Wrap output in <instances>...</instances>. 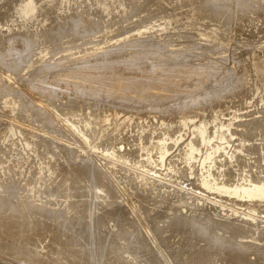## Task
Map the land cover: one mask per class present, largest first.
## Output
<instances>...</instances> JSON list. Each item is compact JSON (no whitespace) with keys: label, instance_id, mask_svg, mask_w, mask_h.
<instances>
[{"label":"bare ground","instance_id":"bare-ground-1","mask_svg":"<svg viewBox=\"0 0 264 264\" xmlns=\"http://www.w3.org/2000/svg\"><path fill=\"white\" fill-rule=\"evenodd\" d=\"M67 1L68 0H0V47L1 46L4 47V45H6L7 48L5 49H10L9 59L8 60L0 59L2 68H7L6 70L7 71L9 70V72L13 70V74H15V76L20 75V74L21 75L22 74H26V75L39 74L40 75L46 72L47 70H51V71L54 70L57 73L55 75L58 77L64 76L68 79H73V80L75 79V80L84 81V82L92 81L94 84L93 86L96 87V89L94 90L95 92L104 91L101 94H98L99 96L97 95V93H94L96 97H95V100L93 97V100L94 102L96 101L98 103V105L97 103L96 105L99 106V104L101 103H102L101 105H103L104 102H107L109 106L111 105L112 109L110 110H112L113 112H122V113L124 112L125 114H129V115L136 116V117L143 118V119H150V120H166V119L180 120L181 121L180 123L185 122L183 120H187L191 118H203L202 119L203 121H200L199 124L193 125L191 127V139L189 140V144H188L191 153L194 150H196V148L193 145V141H192L194 138H196L195 140H200L202 144H207L212 147L211 153L205 154V156L203 157L201 161V164H203L207 160L212 161V155L215 152L222 151L225 154V157L227 160H232L236 158L235 160H237L238 163H243V164L246 163L245 166H248V168H251L252 167L251 165H254L255 163L256 164L262 163L263 167L261 168L263 169L261 171H264V151L263 152L259 151V154L257 153L256 156L249 158V159H252V162L250 163L251 165L247 162L248 160L246 159V155L250 156V154H247L245 151V150H249L250 148H252L253 150H255V151H252V153H255L257 152L258 149H260L259 146H261V148H264V143H263L264 140L255 139L256 136L258 137L264 136V85L259 82L257 75H256L257 73H255L254 70L252 69V63H255L254 65L256 66L255 68L257 72H260V73L262 71L264 72V60L261 59V65H262L261 67H263V69H261V67L257 65V62L255 60L246 59L245 62H247L248 64H244V63L242 64L243 74L241 75V77L243 78V81H242L243 87L241 86L242 85L241 84L240 85L242 87L241 89H236L238 91L235 93H229L230 88H232L230 87V84L232 83L233 77L231 78L228 75L226 71L227 69L222 70L218 66V64L214 62L216 61L215 59L213 60V63L208 64L204 67H200V66L196 67L195 65V67L191 69H187L186 67H184L185 65L180 66L178 68L177 67L174 68L175 66L172 67L168 65V63H171L173 59H175L173 56L174 53L172 54V51H169L168 50L169 48L167 49L165 47L167 45L164 46V44L166 43L164 44L161 43L164 40V39L161 40V38H163L162 36V34H164L163 32H166L168 29L172 30L174 28H169L168 24L165 23L164 21L163 22L159 21L161 16L163 17L167 15L166 12L168 10L166 12L164 11L165 13H160L163 11H160V12L158 11L160 14L158 15L154 14V16L156 17L155 19L154 16L153 17H150V16L153 14V11L155 13L156 12L155 10L156 9L159 10V9L157 8L158 6L156 7L155 5L156 7L155 10L154 9L152 10L151 8L152 5H150L151 4L150 2L152 1H148L150 3L149 4V3H144L141 0H84L85 2L89 3L88 7L92 6V8H94L93 10L97 14H101L102 19L103 17L105 19V24H104V20H98L96 18L97 15H95L94 13L95 16H93V13L90 12L91 11L90 7L89 9L87 8L88 10H90L89 12L92 15L90 13L89 14L92 17H95V21L93 23H95L96 25L94 24L95 28L92 27L93 28L92 29L88 27V23L91 22V18L89 16L88 17L85 16V14L88 12L87 9L84 8L87 11V12L85 11V14H84V11L82 12V10H84L82 9L83 6H85L87 3H85L83 0H75L74 2L72 0V4L74 3V5H72L70 4V1H69V4L71 6L76 7L75 8L76 13H75V10L74 12H72L75 15H72V14L69 15V11L71 10V8L69 11H66L70 7V5L67 4ZM225 1L226 0H205L206 6L210 8L211 13L212 14L214 13V15H218L220 12L219 10L221 9L224 10L225 8H227L228 10V6H226ZM242 2L243 1L240 0L239 2H236L237 3L236 5L234 4L236 6V10H235L236 17L237 15H240L243 13V9H241ZM67 5H69V7ZM65 7L66 8L68 7V8L65 10ZM74 7L72 8L74 9ZM159 8L160 10L162 9V7H159ZM131 11H133L132 14H131ZM66 12L68 13L70 17L69 16L66 17L67 16V14H65ZM249 12L251 13V11ZM249 12L248 14H250ZM127 13L130 15V17H128L129 15ZM222 13L224 16L227 14L229 15V12L227 13L222 12ZM117 14H123L122 15L123 19H124L125 14L128 16L127 18L124 19V21L122 20L123 22L122 21L120 22L118 21L117 23L111 22L112 24H109L106 22L108 19L111 21H115L116 19L113 20L115 17L114 15H117ZM63 16H65L66 18H64ZM142 17L143 19H141ZM165 17L167 19V16ZM139 18H140L139 21H142L144 20V18H146V20L143 21L144 24L142 25L139 24V26H136L137 24H135L134 28L136 30L132 28L135 30V32L130 34L132 32L131 26L135 23L134 21H137L135 19H139ZM132 21L134 23H131ZM238 23L240 24L239 27L241 29L247 31L251 28L250 25H252L250 24L251 17L250 19L246 17L244 19L238 18L237 25ZM127 25H130V29H128L129 26ZM29 28H34L35 30L31 31L30 29L31 31L30 33ZM187 28H189L188 25L187 26L183 25L180 29L186 30ZM237 29L238 27H235V31H237ZM154 30H157V33H154L155 32ZM176 33H179V32H176ZM178 38H179V34H178ZM39 39L43 43L42 48L41 49L38 48L37 51H36L37 49L36 48L35 49L36 52H32L31 50L32 47L34 49V45H36L35 43L40 42L38 41ZM79 40L82 41V42L80 41L81 42L80 44H79ZM132 42H138V48H134L136 49L135 52L134 53L132 52L130 54L125 51L124 47H127L129 43H132ZM88 44H91L92 46L89 45L90 47L87 48ZM262 45L263 44H261V46ZM83 46H86V47H83ZM49 47H53V48L55 47L56 53H57L58 48H59V51L60 49L63 50L62 54L64 53V51L67 52L66 54L63 55L65 57L61 58L62 61H58V63L56 62L57 64H53L55 57L53 58L51 56L53 58L52 65H49L48 63H46L44 52ZM82 47H83V49H81L82 51L78 50L79 48H82ZM75 48L76 49L78 48L77 49L78 51L76 50V52L77 54H79L78 56H80L81 54L80 57H82L83 53L90 50L93 54L95 53L97 55L96 60L93 59V61H83L89 55L88 53L89 51H88L87 52L88 55L87 53L84 54V56L86 55L85 59H83L84 56L83 58H81L82 62H77L79 59L73 62L75 59L74 57H72L73 52L71 53V50H74ZM171 48H174V47H171ZM184 49H183V52L186 53L187 51H184ZM60 53H59V56H61ZM49 54H51V52H49ZM0 56H1V53H0ZM91 56L89 55V57ZM46 57H47V54H46ZM179 57L181 58L183 56L181 55ZM10 59L11 60L13 59L14 61L11 62L9 61ZM38 59H40L41 63L35 67L32 66L34 61ZM69 59L73 60L71 61L73 64L71 63L70 64L71 66L64 65L65 63H70V62H67V60L69 61ZM89 60L91 59L89 58ZM153 60H156V61H153ZM150 61L155 62V63L159 61L162 64H164V69L162 70V72L159 74L155 73L156 72L155 70L159 68L156 66L158 65L157 63L156 65H154L157 67V69H154L155 72L147 68L146 64ZM177 61L175 62L177 63ZM181 61H182L181 63L184 62L185 64V61L183 60ZM48 62L50 63L49 59H48ZM120 64L121 66H119ZM220 65H222V61ZM114 74H120L122 76V79L125 81L124 85L120 86L121 83H118L120 81L117 82L118 78L120 77H118L116 81L114 80ZM26 75H24V77ZM33 78H31V80ZM108 79L110 80L107 81ZM105 82H107L106 86L104 85ZM29 86H30V89L33 88V86L31 85ZM106 87L112 88L114 91L111 89L109 91L107 90ZM0 90H1V87H0ZM7 90L6 91L3 90V92H8L9 90L8 91ZM13 94L11 96H8L5 93L6 96L4 97L2 95L3 97L2 106L4 107L8 106V108L11 110V112H13V114H15L14 112L15 111L17 112L20 109V107H22L21 109H23L24 111L22 110H21L22 112L20 110L18 111V112H21L19 116H21L22 118L23 117L26 118L30 116L31 114L33 115L34 113L38 117L36 119L39 120V124L38 122H36L37 125L42 124L43 128L46 127L48 130L57 134L56 137H59L61 135L66 136L62 132L63 131L62 129L66 130L67 127L65 128L64 125L62 126V124H60L58 119L52 116L48 112V110H46V108L42 106V104H40V102L35 97L30 98L28 96L29 94L27 93L28 95L27 96L24 95V96L29 97L30 99H29V102L26 103L28 99L22 95L25 99H27V101L25 102L24 101L25 99H23L22 97V100L24 101L23 103L22 101H20L19 98L17 99L16 96L18 95L14 94L15 95L14 96ZM17 94L19 93L17 92ZM136 95H138L139 97H136ZM41 97L43 96L38 97L39 100L40 99L44 100V103L54 108L55 110H62L64 108L79 109L82 107L92 108V107L78 106V105L77 106L76 105L67 106L64 103L55 104L54 102L56 101H54V99H50L48 97H45V98H41ZM150 106H153V107L150 109ZM101 107L102 106L94 107V108L98 109ZM243 109H250L251 111L241 116L240 112ZM106 110H109V109H106ZM227 112H232V114L227 115L226 118L224 117L223 119L224 121H221V123H219L218 125H214L213 131L208 132V128H207L208 125L206 123L207 121H204L205 118L215 116V115H222L221 113H227ZM164 114L166 116H164ZM64 120L63 122H65ZM131 121H132V118H131ZM121 123L122 125L125 124L124 122H121ZM127 128H129V126ZM107 130L108 129H106V131ZM77 133H81V132H77ZM91 133L94 134L95 132H91ZM101 133H102V130H101ZM174 133H178V130L177 132L174 131ZM19 134L21 136H19V138L14 139V136H17ZM52 134L50 136H52ZM84 134L86 136V133ZM183 134H185V132ZM70 136L73 138L71 134ZM93 136H96V135H93ZM120 136L122 137V135ZM120 136L118 139H120ZM82 137L84 138V135ZM96 139H98V137ZM118 139L116 140L118 141ZM137 139L135 141L139 142V140ZM47 140L48 139H46V142ZM52 140H57V139H52ZM251 140H254V141L259 140L261 143H258V146H256L255 143L250 142ZM86 141L88 140H85V142ZM121 141H123V139ZM135 141H133L134 143L130 142L131 146H134ZM152 141H155V140H152ZM235 141H237V144L234 143ZM103 142L105 143V141ZM103 142H102V145H103ZM47 143H45L44 139L36 135L29 136L22 130L12 127V126L8 130H5L4 133L0 135V229L7 228L8 230L9 229L15 230L18 233H21L24 231L32 232L36 236H39V238L41 236L42 238L43 237L46 238L44 239V241L49 240L50 245L48 246H51L54 250L51 253L52 256H50L49 254L50 252H49L48 253L49 257H45L44 259L42 258L44 256L39 257L40 256L38 254L39 250H38V253L36 252L37 248L33 250L34 248L33 246H31L32 243L30 245V242L28 245H30L33 249L26 248V247L23 248L21 245V248L12 247L13 249L9 251L10 248L8 247L7 250L9 252L5 254L11 253L12 255L17 257V260H19V262L24 260L23 263H26V264H30V263L32 264H84L81 262L80 255L82 252L86 251L88 252L91 260L99 264H215L213 259L216 256L218 257V260H220L219 263L223 262L222 264H227V263L229 264H264V220L263 219L257 218L256 216H253L251 214L245 213L240 210H239L240 214L243 217L239 222H231L228 219L223 218V217L220 220L215 219L214 212L218 210L213 211L212 209L214 208L211 207L212 208L211 209L208 205L207 206L195 205L194 204L195 201L191 200L194 196L195 198L196 197L200 198L199 199L200 202L206 201V199H204L205 197L203 198V196L195 192L185 190V189L181 191L179 187L178 188L179 190L176 191L175 189V192L178 194L183 193L185 197L184 198L177 197L175 200L176 202L174 201L170 202L171 207L168 208V205L166 204L167 205V208H166L164 203L160 204L159 203L160 201H159L158 202L159 204L157 203L158 206L155 205L156 211L154 210V208L152 211H149L148 210L149 208L148 209L146 208L148 210L147 212L151 213V216H148L149 221L147 220V222H149L148 224L149 227L147 228V231L149 233H145L144 231H141V229L143 228L139 227L136 220L132 218L130 219L128 218L129 217L128 213H131V212H128L129 209L127 210L126 209L127 207L126 208L122 207L119 204V201H116V198H115L116 195L114 196L113 185L115 184H112L111 182H109V179L107 180L106 176L104 175L105 173L104 172L101 173L102 171L96 168V164L95 166H92L91 164L87 162L85 163V161H84V164H82L83 163L82 161H79L81 162L82 166L76 167L75 164H74L75 166H73V164L70 165L69 161H71V158L70 159L68 158L69 163L67 162V160H65L60 165L58 163V158L56 155L57 153L53 152L56 149V148L54 149L55 145L53 146L54 150L53 149L49 150L48 149L49 144ZM93 143H96V142H93ZM116 144H119V143H116ZM138 144L137 145L135 144V146H138ZM152 144H154V142ZM177 144L178 143H176V146ZM57 145H59V143ZM128 145L130 144H127L126 146L128 147ZM59 146H62V145H59ZM115 146L117 147V145ZM147 146H145V142H144V147H147ZM180 147L182 148V145ZM64 148L68 149V147L66 146ZM113 148H110V150H112ZM134 148L135 150L140 148L141 150L139 151L143 150V147L142 148L134 147ZM148 148L150 150V146H148ZM148 148H144V150L145 149L147 150ZM183 148L182 149L179 148L181 152L184 151L185 148L184 149ZM198 148L200 147L198 146ZM170 149L172 150L171 147ZM104 150H105V147H104ZM117 150L118 149L116 148V152ZM180 150H178V152H180ZM204 150L207 151L208 149L206 150L204 147ZM228 150L229 152L226 153V151ZM112 152L114 153V151ZM150 152H152V150H150ZM154 152L155 151H153V153ZM201 152L202 154H204L202 150ZM129 153H127V156ZM149 153H147V155ZM174 153H176V151ZM105 154L107 153L105 152ZM179 154L175 156H178ZM120 155H119L120 158L124 157V156L122 157L121 153ZM155 155L156 154H154V156ZM134 156H133V159L135 160ZM151 156H153V154H150L149 157ZM116 157L118 158V155H116ZM116 157H113V158L115 159ZM142 157L144 156H141L140 158ZM167 157H169V155ZM130 158H131V154H130ZM140 158H139V161H142L140 160ZM169 158H172V157H169ZM169 158L167 160H170ZM101 159H104L103 162L107 163L106 165H108V163L110 162H112L111 164L113 165L114 163L116 164V162L108 160L106 159V157L101 158ZM152 159L154 160L155 158H152ZM175 159L178 160L177 157ZM172 160L174 159H171V162ZM135 163H137V160ZM66 165H67V168L66 167L64 168V166ZM125 165H123L122 168H125L127 166L126 169H128V171L130 172V174L128 175L130 176L129 182H133V180L136 178L135 174H141V172L136 171V169H139V167L141 168L142 166H139V164H136L139 167L135 169V167H137L135 166L134 167L135 170H133L132 169L133 164L131 165V169L129 167L130 166L129 164H128L129 166L128 165L125 166ZM165 166H168V165H165ZM97 167L99 166L97 165ZM148 167L151 169V163H150V166L148 165ZM116 168L118 167H115V169ZM174 168H175V165H174ZM146 172H147V169H146ZM165 174L168 176V172H165ZM167 176H166V179L168 180ZM141 177H142L141 181L144 178L143 179L144 182L148 179L147 175L146 177L145 175L144 176L142 175ZM211 177H212V180H209V178ZM244 177H247V175H244ZM122 178L123 177H121V179ZM149 178H153V177L150 176ZM261 180L262 181H257L256 183H253L251 182L250 179L244 178L243 182L245 183L239 184L237 186H234L232 189H229V188H225L224 185L219 186L217 183H215L214 182L215 179H213V174L210 172V170H206L205 177H202V185L208 189H217V190L226 189L225 191L229 195L233 194V195H237L239 197L246 198V199L264 200V179L262 178ZM126 181H127V178H126ZM153 181L154 180H152V182ZM175 181H177V179ZM181 181H183V179ZM71 183L76 184L77 185L76 188L80 192H82V194H80V197L76 198L75 200L73 199L74 196L70 194L71 192H69V186ZM141 183L142 182H139V185H141ZM170 183L166 182L165 184L163 183L162 184L164 186L168 185L169 187L174 186L175 188V185H172L173 183L171 181ZM87 184H91L89 185V187L91 186L94 190L93 196L94 195L95 196L92 198L96 197V200H97V205L94 204V206H96V208L100 210L101 215H99L100 214L99 210H95L99 212L98 215L97 214L95 215V213L92 215L91 214L86 215L87 214L86 212L88 210L86 209L85 206L90 204L89 203L85 205L89 201L88 199H87L88 200L87 202L85 201V197H86L85 191L87 190L89 191L90 189L89 188L85 190V188H87L88 186ZM53 187L55 191L52 189L53 190L52 192L51 188ZM73 187L75 188L74 185ZM74 190L75 189H73V191ZM91 191L92 190L90 189V193ZM136 195H139V194H136ZM137 197L138 196H136V198ZM144 197L145 196H143V199L145 200ZM92 198L90 199L93 200ZM91 200L89 202L92 203ZM84 201L86 202L85 204H83ZM95 202L96 201H94V203ZM139 202H140V205H137L138 209H142V210L144 209L145 211L146 210L145 206L147 205L145 204L146 202H144L145 206L143 204L142 199L139 200ZM142 205L144 206V208ZM218 206L219 204L217 205V207ZM134 207L135 206L133 207L131 206L132 213L135 210ZM151 207H153V205ZM219 208H220L219 210H221L222 212H225V214L229 211L228 207L226 206H222V207L219 206ZM91 211L93 210L91 209ZM153 211L155 212V214H152ZM245 217L250 218V221H247L246 223H244ZM257 219H259L258 222L261 224V226L257 224L256 222ZM112 224L113 226L111 227ZM143 225L145 226V224ZM148 234L150 235V237L148 236ZM150 238H152L153 241L156 238L157 242L154 244H151ZM171 239L173 240V242ZM37 242H38V239H37ZM26 243H28V241ZM41 243H46V242L42 241ZM48 246H47V250L49 251ZM42 252L40 251V254ZM46 254L44 253V255ZM7 256L9 257V255ZM251 257L252 258L254 257V259H252Z\"/></svg>","mask_w":264,"mask_h":264},{"label":"rangeland","instance_id":"rangeland-1","mask_svg":"<svg viewBox=\"0 0 264 264\" xmlns=\"http://www.w3.org/2000/svg\"><path fill=\"white\" fill-rule=\"evenodd\" d=\"M69 1H70V4H72V0H68L67 1V4H69ZM75 0H73V2H74ZM84 1V0H83ZM142 2H144V3H149L148 1H152V2H150L149 4L150 5H152L151 6V8H152V10L154 9L155 10V8L157 7L159 10H155L156 12L154 13V11H153V14L150 16V17H153L154 16V14L156 15H158V14H160V13H165L167 10V12H166V14L167 15H165V16H167V19H166V17L165 16H161L160 17V20L159 21H164L165 23H167L168 24V27L169 28H174V29H168L166 32H163L164 34H162V36H163V38H161V40L162 39H164L161 43H166V44H164V46L165 45H167V46H165L169 51H172V54L174 53V54H176V55H174L173 54V56H174V58L175 59H173V61L171 62V63H168V65H170V66H172V67H174V68H178V67H180V66H184V67H186L187 69H191V68H193V67H195V65H196V67L197 66H200V67H204V66H206V65H208V64H211V63H213V60L215 59L216 61H214V62H216V64H218V66L222 69V70H226L227 71V73H228V75L232 78V83L230 84V87H232V88H230V92L229 93H235V92H237L238 90H236V89H241L242 87H243V83H242V81H243V78L241 77V75L243 74V67H242V64L244 63V64H248L247 62H245V60L247 59V60H250V59H252V60H255L256 62H257V65L258 66H262L261 65V59L262 60H264V0H241V1H243L242 2V4H241V9H243V13L242 14H240V15H237V17H236V12H235V10H236V2H239L240 0H226L225 1V4H226V6H228V10H227V8H225L224 10L223 9H221V10H219L220 12H219V14L218 15H214V13L212 14L211 13V11H210V8L208 7V6H206V2H205V0H146V1H144V0H141ZM158 1V2H157ZM195 1V2H194ZM232 1V2H231ZM85 2V1H84ZM166 2H168L169 3V5H168V3H166ZM193 2V3H192ZM228 2V3H227ZM234 2V3H233ZM249 2V3H248ZM85 3H87V2H85ZM84 3V4H85ZM153 3V4H152ZM161 3V4H160ZM163 3V4H162ZM202 3V4H201ZM247 3V4H246ZM251 3V4H250ZM69 4V5H70ZM190 4H192V5H190ZM235 4V5H234ZM245 4V5H244ZM64 5H66V4H64ZM69 5H67L68 7H69ZM72 5H74V3L72 4ZM87 5V6H86ZM85 6H83V8L82 9H84V8H88L89 9V7H90V10H88L87 9V11H86V9H84V10H82V12L84 11V14H85V11L87 12L86 14H85V16H89L90 18H91V22L90 23H88V27L89 28H95V26H94V24L95 23H93L94 21H95V17H92L91 15V13H93V16H95V15H97V19L98 20H104V24H105V19H104V17H103V19L101 18L102 17V15L101 14H97L93 9L94 8H92V6H89L88 7V5H89V3H87ZM154 5V6H153ZM155 5H156V7H155ZM163 5H165V6H163ZM167 5H168V7H167ZM183 5V6H182ZM186 5V6H185ZM233 6V7H232ZM242 6H243V8H242ZM248 6H250V7H248ZM253 6V7H252ZM67 7V8H68ZM72 7H74V6H71L70 5V7L68 8V10H66L67 8L65 7V10L66 11H69L70 10V8H71V10L69 11V15L70 14H72V15H75L74 13H72V12H74V10H75V8L76 7H74V9L72 8ZM159 7H162V9L160 10V8ZM165 7V8H164ZM168 9H167V8ZM204 7V8H203ZM257 7V8H256ZM259 7H260V9H259ZM234 8V9H233ZM256 8V9H255ZM170 9V10H169ZM245 9V10H244ZM173 10V11H172ZM223 10V11H222ZM230 10V11H229ZM254 10H256V11H254ZM260 10V11H259ZM91 13H90V12ZM94 11V12H93ZM160 11H163V12H159ZM165 11V12H164ZM183 11V12H182ZM190 11V12H189ZM249 11H251V13L249 12ZM253 11V12H252ZM257 11H258V13H257ZM222 12H229V15L227 14V15H223V13ZM248 12L250 13V14H248ZM75 13H76V10H75ZM91 15H90V14ZM94 13H95V15H94ZM133 13V11H131V14ZM182 13V14H181ZM217 13V12H216ZM65 14H67V16L66 17H68L69 15H68V13L66 12ZM89 14V15H88ZM128 14V13H127ZM252 14V15H251ZM64 15V14H63ZM71 15V16H72ZM122 15L123 14H117V15H114L115 17H114V19L113 20H115V21H111V20H107L106 22L107 23H109V24H112L111 22H113V23H117L118 21L120 22V21H124V19L125 18H127V16L129 15H124V19L122 18ZM200 15V16H199ZM233 15V16H232ZM248 15V16H247ZM250 15V16H249ZM119 18H118V17ZM230 16V17H229ZM64 18H66L65 16H63ZM70 17V16H69ZM121 17V18H120ZM128 17H130V15L128 16ZM229 17V18H228ZM248 18V19H250V17H251V23L250 24H252V25H250V29L249 30H243V29H241L239 26H240V24L238 23V25H237V19L239 18V19H244V18ZM93 18V19H92ZM101 18V19H100ZM118 18V19H117ZM154 18L156 19V17L154 16ZM215 18V19H214ZM232 18V19H231ZM237 18V19H236ZM141 19H143V17L141 18ZM164 19V20H163ZM135 20H137V21H132L131 23H134L132 26H131V29L132 28H134V25L135 24H137L136 26H139V24H144V20H146V18H144V20H142V21H139L140 20V18L139 19H135ZM211 20V21H210ZM227 20V21H226ZM109 21V22H108ZM122 21V22H123ZM186 21V22H185ZM190 21V22H189ZM121 22V23H122ZM137 22V23H136ZM140 22V23H139ZM188 22V23H187ZM219 22V23H218ZM179 23V24H178ZM184 23V24H183ZM93 25V26H92ZM96 25V24H95ZM181 25V26H180ZM183 25H188V27L189 28H187L186 30H184V29H180ZM219 25V26H218ZM32 26H34V25H32ZM91 26V27H90ZM127 26H129V28L128 29H130V25H127ZM180 27V28H179ZM235 27H238V29H237V31H235ZM92 28V29H93ZM137 28V27H136ZM30 29H31V31H34L35 29L34 28H29V32L31 33V31H30ZM135 29V28H134ZM134 29H132V32L130 33V34H132V33H134L135 32V30ZM127 30V29H126ZM155 31V32H154ZM153 32L154 33H157V30H154ZM186 31V32H185ZM188 31V32H187ZM168 32V33H167ZM176 32H179V33H176ZM175 34V35H174ZM178 34H179V38H178ZM173 35V36H172ZM177 35V36H176ZM184 35V36H183ZM181 36H182V38H181ZM186 36V37H185ZM38 41H40L39 43L38 42H36L35 44L37 45H34V49H33V47H32V52H36L37 50H38V48L39 49H41L42 48V45H43V43H42V41L39 39ZM81 40H79V44L82 42H80ZM165 41V42H164ZM262 41V42H261ZM128 42V41H127ZM130 42H131V40H130ZM137 45H136V44ZM169 43V44H168ZM38 44H39V46H38ZM261 44H263L262 46H261ZM89 45H91V44H88L87 45V48H89L90 46ZM173 45V46H172ZM36 46V47H35ZM92 46V45H91ZM136 46V47H135ZM182 46V47H181ZM83 47H86V46H83ZM83 47L82 48H77L78 50H81V49H83ZM171 47H174V48H171ZM176 47V48H175ZM5 48H7V46L6 45H4V47L3 46H1L0 47V53H1V56H0V59H3V60H8L9 59V52H10V49H5ZM37 48V49H36ZM51 48V49H50ZM134 48H138V42H132V43H129V45L127 46V47H124V49H125V51L127 52V53H134L135 52V50L136 49H134ZM171 48V49H170ZM182 49V50H180V49ZM184 48H186V49H184ZM35 49H36V51H35ZM55 49V50H54ZM76 48L74 49V50H71V53L73 52V56L72 57H74V61L73 60H70L69 59V61L67 60V62H70V63H65L64 65H69V66H71L70 64L72 63L71 61H73V62H75L77 59H79L77 62H82V59L81 58H83V56H84V54H86L88 51V53H89V55L91 56V54H92V56L91 57H89V55H88V53H87V58L85 59V57H86V55L84 56V58L83 59H85V60H83V61H93V59L94 60H96V58H97V55L95 54V56H94V54L90 51V50H88L87 52H85V53H83V52H81V53H83L82 54V57H80L81 56V54H80V56H78L79 54H77V52H76V50H77ZM85 49V48H84ZM128 49V50H127ZM177 51H176V50ZM179 49V50H178ZM183 49H184V51H187L186 53H184L183 52ZM53 52H52V51ZM77 50V51H78ZM174 50V51H173ZM51 52V54H49V52ZM74 51H75V53H74ZM82 51V50H81ZM178 51H180V52H178ZM48 52V53H47ZM56 48L54 47H49L45 52H44V54H45V59H46V63H48L49 65H52V60H53V58H54V62H53V64H57L58 63V61H62V59L61 58H63V57H65V56H63L64 54H66L67 52H65L64 51V53L62 54V52H63V50H61L60 49V51H59V48L57 49V56L59 57V59H58V57L56 56ZM61 52V53H60ZM177 52H178V54H177ZM59 53L61 54V56H59ZM91 53V54H90ZM101 53V52H100ZM103 53V52H102ZM46 54H47V57H46ZM74 54H75V56H74ZM184 54V55H183ZM183 56V57H181V58H183V59H181L179 56ZM187 55V56H186ZM49 56V57H48ZM53 58H52V57ZM184 56H186V57H184ZM71 57V58H72ZM78 57V58H77ZM80 57V58H79ZM188 57V58H187ZM202 57V58H201ZM211 57V58H210ZM220 57V58H219ZM89 58L91 59V60H89ZM180 58V59H179ZM48 59H49V61H50V63L48 62ZM198 59H200V60H198ZM206 59V60H205ZM81 60V61H80ZM177 61V63L175 62V61ZM181 60H183V61H185V64H184V62L183 63H181L182 61ZM208 60V61H207ZM9 61H14L13 59L11 60H9ZM64 61V60H63ZM66 61V60H65ZM153 61H156V60H153ZM212 61V62H211ZM217 61H218V63H217ZM219 61H220V63H219ZM221 61H222V65H220L221 64ZM57 62V63H56ZM76 62V63H77ZM152 61H150V62H148L147 64H146V67L147 68H149V69H151V71H153V72H155L156 74H159V73H161L162 72V70L164 69V64H162L161 62H156L158 65H156V63L155 62H152L153 63V65H152V63H151ZM189 62V63H188ZM41 63V61H40V59H38V60H36V61H34V63L32 64V66H37V65H39ZM176 65H175V64ZM180 63V64H179ZM188 63V64H187ZM198 63V64H197ZM203 63V64H202ZM206 63V64H205ZM259 63V64H258ZM73 64V63H72ZM159 64H161V65H159ZM183 64V65H182ZM192 64V65H191ZM215 64V63H214ZM255 63H252V69L254 70V72L255 73H257L256 75H257V78H258V80H259V82L260 83H262L263 85H264V72L262 71L261 73L260 72H257V70H256V66L254 65ZM154 65H156L157 67H159L158 69H157V67L156 66H154ZM179 65V66H178ZM119 66H121V64L119 65ZM162 66H163V68H162ZM156 67V68H155ZM7 68H2V66H1V62H0V87H1V90L0 91H2V92H0V127H2V128H0V135L2 134V133H4V131L5 130H8L11 126L12 127H15V128H18V129H20V130H22L23 132H25L26 134H28L29 136L30 135H36V136H38V137H40V138H42V139H44L45 140V143H47V142H49V140H50V142L49 143H47V144H49L48 146V149L50 150H52L53 149V146H54V151L53 152H55V153H57L56 155H57V158H58V163L61 165L65 160H67V162L69 161V159L71 158V161H69L70 162V165H72L73 164V166H75L76 165V167H80V166H82V164H84V161H85V163L87 162V163H89V164H91L92 166H95V164H96V168H98V170H101L100 172L101 173H105L104 175L106 176V178H107V180L109 179V182H111L112 184H115V185H113V192H114V196L116 195V201H119V204L122 206V207H124V208H126L127 210H128V212H131V213H128L129 215V219L130 218H132V219H134V220H136V222H137V224L139 225V227H141V228H143V229H141V231H144L145 233H149L148 231H147V228L149 227V222H147V220L149 221V219H148V216H151V213L150 212H147L148 210L149 211H152L153 210V208H154V210L156 209V206L155 205H157L158 206V204L160 203H164V205H165V207L167 208V205H168V208L169 207H171L170 205H171V203L170 202H172V201H174V202H176L175 200H176V198L177 197H185L184 196V194L183 193H176L175 192V189H176V191L177 190H179V189H181V191L182 190H189V191H191V192H193L192 190H190L189 188H187L186 189V187H183L182 185H180L181 184V182H183V181H181L178 177H177V175H174V174H172V172H173V170L174 169H176L177 167L178 168H181L182 167V163H181V160H177V159H175L176 157L177 158H179V157H182V155H184V151L186 150V149H184L185 148V144L187 143V141L189 140V135H190V133H189V131L191 132V127L193 126V125H197V124H199V122L200 121H203L202 119L203 118H191V119H187V120H183V121H185V122H183V123H180L181 121L180 120H171V119H166V120H150V119H143V118H139V117H136V116H132V115H129V114H125L124 112L122 113V112H113L112 110H110V109H112V107H111V105L109 106V104L107 103V102H104V104L103 105H101V104H99V106H97L98 105V103L95 101L94 102V100H95V95H94V93H97V95L98 94H101L102 92H104V91H100V92H95L94 90L96 89V87H94L93 85V82L92 81H86V82H84V81H79V80H73V79H68V78H66V77H64V76H62V77H58V76H56L55 74H57L56 73V71H54V70H47L46 72H44V73H42V74H29V75H26V74H20V75H16L15 76V74H13V70L12 71H10L9 72V70L7 71L6 70ZM154 69H157V70H155L154 71ZM161 69V70H160ZM261 69H263V67H261ZM11 70V69H10ZM11 73V74H10ZM45 74V75H44ZM24 75H26L25 77H24ZM38 75V76H37ZM116 75V76H115ZM235 75V76H234ZM28 76V77H27ZM35 76V77H34ZM65 76H67V75H65ZM237 76V77H236ZM15 77V78H14ZM16 77H18V78H16ZM34 77V78H33ZM37 77V78H36ZM118 77H120V78H118ZM31 78H33L34 79V81H33V79L31 80ZM36 78V79H35ZM117 78H118V80H117ZM236 78V79H235ZM238 78V79H237ZM242 78V79H241ZM239 79H241V80H239ZM27 80H29V81H27ZM110 79H108L107 81H109ZM114 80L116 81L117 80V82L118 81H120V82H118V83H121L120 84V86L121 85H124V83H125V81L122 79V76L120 75V74H114ZM235 80V81H234ZM29 82V83H28ZM32 83V84H31ZM239 83V84H238ZM4 85V87H3V85ZM106 84H107V82H105L104 83V85L106 86ZM242 84V85H241ZM29 85H31V86H33V88L32 89H30V86ZM242 87H241V86ZM29 86V87H28ZM119 86V87H120ZM235 87V88H234ZM237 87H239V88H237ZM10 88V89H9ZM107 88V90H109L110 91V89L111 90H113L112 88H109V87H106ZM122 88V87H121ZM8 91V92H3V90L4 91H6V90ZM11 90V91H10ZM14 90V91H13ZM100 90V89H99ZM235 90V91H234ZM27 91V92H26ZM114 91V90H113ZM232 91V92H231ZM11 92V93H10ZM13 92H14V94L15 95H18V96H16L17 97V99L19 98L20 99V101H22L23 103H24V101L26 102L27 101V99H28V101L26 102V103H28L29 102V99L31 98V97H35L39 102H40V104H42V106H44L45 108H46V110H48V112L52 115V116H54L56 119H58V121L60 122V124H62V126L64 125V127L66 128V130L65 129H62L63 131V133L66 135V136H63V135H61V136H59V137H56L57 136V134H55L54 132H52V131H50V130H48L46 127H44L43 128V125L42 124H40V125H37V123L36 122H38V124H39V120L38 119H36V118H38L34 113H33V115L31 116H28V117H26V118H22L21 116H19L20 115V113L22 112V111H24L23 109H21L22 107H20V111L21 112H14L15 114H13V112H11V110L8 108V106H2L3 105V100H2V98L4 97V96H6V95H8V96H11L12 94H13ZM17 92L19 93V94H17ZM3 93V94H2ZM5 93H6V95H5ZM23 93V94H22ZM29 95H28V94ZM10 94V95H9ZM13 94V95H14ZM2 95H3V97H2ZM14 95V96H15ZM25 95V96H29V97H25V98H27V99H25L23 96ZM31 95V96H30ZM40 96H43V97H41V98H45V97H48V98H50V99H54V101H56V102H54L55 104H58V103H64L65 105H67V106H86V107H92V108H85V107H82V108H79V109H70V108H64V109H62V110H55L54 108H52V107H50V106H48L46 103H44V100H42V99H40L39 100V98L38 97H40ZM99 96V95H98ZM15 97V98H16ZM22 97H23V99H25L24 101L22 100ZM93 97H94V100H93ZM136 97H139L138 95H136ZM93 101V102H92ZM21 102V103H22ZM93 103V104H92ZM96 103H97V105H96ZM105 103H107V104H105ZM43 104H45V105H43ZM71 104V105H70ZM26 106H28V105H26ZM100 106H102L101 108H103V109H101V108H98V109H95L94 107H100ZM4 107V108H3ZM104 107H106V108H104ZM153 106H150V109L152 108ZM106 109H109V110H106ZM9 110V111H8ZM251 110L250 109H243L240 113V115L242 116L243 114H246L247 112H250ZM12 113V114H11ZM18 113V114H17ZM93 113V114H92ZM222 115H215V116H211V117H208V118H205V120L204 121H207L206 123H207V128H208V132L210 131H213V127H214V125H218L219 123H221V121H224L223 119H224V117L226 118L227 117V115H230V114H232V112H227V113H221ZM18 116H19V118H18ZM35 116V117H34ZM59 116V117H58ZM113 116V117H112ZM123 116V117H122ZM164 116H166L165 114H164ZM31 117V118H30ZM34 117V118H33ZM111 117H112V119H111ZM121 117V118H120ZM126 117V118H125ZM128 117V118H127ZM16 118V119H15ZM28 118V119H27ZM62 118H63V120L65 121V122H63V120H62ZM131 118H132V121H131ZM23 119V120H22ZM31 119V120H30ZM208 119V120H207ZM213 119H215V120H213ZM22 120V121H21ZM33 120V121H32ZM37 120V121H36ZM136 120V121H135ZM210 120V121H209ZM213 120V121H212ZM134 121V122H133ZM10 122V123H9ZM67 122V123H66ZM121 122H124L123 124L124 125H122V123ZM145 122V123H144ZM161 122V123H160ZM179 122V123H178ZM100 123V124H99ZM104 125H103V124ZM114 123V124H113ZM121 125H120V124ZM148 123V124H147ZM191 123V124H190ZM19 124V125H18ZM105 124H107V125H105ZM119 124V125H118ZM154 124V125H153ZM158 124V125H157ZM167 124H169V125H167ZM184 124V125H183ZM186 124V125H185ZM11 125V126H10ZM29 125V126H28ZM70 125V126H69ZM91 125V126H90ZM95 125V126H94ZM99 125H101V126H99ZM111 125V126H110ZM20 126V127H19ZM22 126V127H21ZM126 126V127H125ZM129 126V128H127ZM8 127V128H7ZM42 127V128H41ZM84 127V128H83ZM102 127V128H101ZM141 127V128H140ZM29 128V129H28ZM108 129L107 131H106V129ZM136 128V129H135ZM140 128V129H139ZM143 128V129H142ZM146 130H145V129ZM149 128V129H148ZM40 129V130H39ZM43 129V130H42ZM67 129H68V131H67ZM71 129V130H70ZM75 129V130H74ZM116 129V130H115ZM154 129H155V131H154ZM160 130V131H158V130ZM75 131V132H73V131ZM84 130H85V132H84ZM87 130H89V131H87ZM101 130H102V133H101ZM119 130V131H118ZM133 130V131H132ZM177 130H178V133H174V131H176L177 132ZM180 130V131H179ZM45 131V132H44ZM87 131V132H86ZM104 131V132H103ZM113 131V132H112ZM163 131V132H162ZM185 132V134H187L188 135V137H187V135H185V134H183L184 132ZM188 131V132H187ZM49 132H51V133H49ZM77 132H81V133H77ZM82 132H84V133H86V136H85V134L84 133H82ZM89 132V133H88ZM91 132H95L94 134L93 133H91ZM114 132H115V134H114ZM167 134H166V133ZM171 132H172V134H171ZM45 133V134H44ZM49 135H47V134ZM52 133H54V134H52ZM73 136V138L70 136V134ZM96 133H98V134H96ZM102 135H101V134ZM105 133V134H104ZM111 133V134H110ZM113 133V134H112ZM118 133V134H117ZM159 133V134H158ZM163 133V134H162ZM174 133V134H173ZM182 133V134H181ZM52 134V136H50ZM79 134V135H78ZM84 135V138L82 137L83 135ZM88 134H89V136H88ZM100 134V135H99ZM104 134V135H103ZM176 134V135H175ZM69 135V136H68ZM82 135V136H81ZM90 135H92V136H90ZM93 135H96L97 137H98V139H96L97 137L96 136H93ZM107 135V136H106ZM110 135H112V136H109ZM115 135V136H114ZM120 135H122V137L120 136V139H118L119 138V136ZM164 135H166L167 136V138H170V140L168 141V145H169V150H170V152H172V153H167L166 154V156L165 157H167L168 155H169V157H172V158H169V157H167V158H164V162H163V165H160V163L159 162H157L158 161V155H159V153H158V150H156L157 148H156V146H154L155 145V142H156V140H157V138L159 137V136H161V137H163ZM185 135V136H184ZM19 136H21L20 134L19 135H17V136H14V139H16V138H19ZM82 138H81V137ZM105 136V137H104ZM180 136H181V138H180ZM184 136V137H183ZM48 137V138H47ZM53 137V138H52ZM54 137H56V138H54ZM87 137V138H86ZM95 137V138H94ZM105 139H104V138ZM109 137V138H108ZM128 137V138H127ZM130 137V138H129ZM257 137V138H256ZM255 137V139H263L264 140V136H262V137H258V136H256ZM23 138V137H22ZM86 138V139H85ZM90 138V139H89ZM91 138H93V139H91ZM100 138V139H99ZM107 138V139H106ZM126 138V139H125ZM133 138H134V140H133ZM137 138H139V139H137ZM140 138H141V140H140ZM240 138V137H239ZM46 139H48L47 140V142H46ZM52 139H57V140H52ZM80 139V140H79ZM95 139V140H94ZM103 139V140H102ZM110 139V140H109ZM116 139H118V141L116 140ZM123 139V141H121ZM128 139V140H127ZM139 140V142L138 141H135V140ZM180 139V140H179ZM185 139V140H184ZM62 140V141H61ZM82 140V141H81ZM85 140H88V141H86L85 142ZM90 140V141H89ZM102 140V141H101ZM107 140H108V142H107ZM113 140V141H112ZM129 141V142H127V141ZM152 140H155V141H152ZM52 141H53V143H52ZM59 141V142H58ZM76 141H77V143H76ZM84 141V142H83ZM103 141H105V143L103 142ZM111 141V142H110ZM116 143H119V144H116ZM133 141H135V144L137 145L138 143H140V144H138V146H135V144H134V146H131V143L130 142H132V143H134ZM174 141L175 142H177L178 144H177V146H176V144L174 145V144H172V143H174ZM197 140H195L194 139V142L196 143V145H198L200 148V152H201V150L203 151V153H205L206 151L204 150V147H205V149L207 150V149H209V147L208 146H205V145H202L201 143H199V142H196ZM59 143V145H62V146H59V145H57L58 143ZM89 142V143H88ZM91 142V143H90ZM93 142H96V143H93ZM98 142H99V144H98ZM102 142H103V145H102ZM126 142L127 144H130V145H128V147L124 144V143ZM137 142V143H136ZM143 142V143H142ZM144 142H145V146H147L148 144V146H150V150H152V152H150V150H149V148H148V146L147 147H144ZM154 142V144H152V143ZM193 142V143H194ZM250 142H253V143H255V145L256 146H258V143H261L259 140H257V141H254V140H251ZM55 143V144H54ZM100 143H101V145H100ZM110 144V146H112V147H110L109 146V144ZM112 143V144H111ZM115 143V144H114ZM121 143H122V145H121ZM147 143V144H146ZM151 143V144H150ZM170 143V144H169ZM194 143V144H195ZM235 144H237V141H235L234 142ZM233 143V144H234ZM263 143H264V141H263ZM51 144H53V145H51ZM89 144V145H88ZM98 144V145H97ZM174 145V146H172V145ZM234 144V145H235ZM64 145V146H63ZM105 145V146H104ZM115 145H117V147L115 146ZM133 145V144H132ZM140 145H142V146H140ZM152 145H153V147H152ZM167 145V146H168ZM182 145V148H183V146H184V151L183 152H181V150L180 149H182L180 146ZM57 146V147H56ZM68 147V149L67 148H64V147ZM89 146H90V148H89ZM100 146V147H99ZM107 146V147H106ZM109 146V147H108ZM178 146H179V148H178ZM61 147H63V148H61ZM70 147V148H69ZM99 147V148H98ZM103 147V148H102ZM104 147H105V150H104ZM115 149H114V148ZM124 147V148H123ZM134 147H143V150L142 151H139V150H141L140 148L139 149H137L138 151H139V153H138V151L137 150H135V148L133 149ZM170 147L172 148V150L170 149ZM61 148V149H60ZM72 148V149H71ZM109 148V149H108ZM110 148H113L112 150H110ZM116 148L118 149L117 150V152H116ZM144 148H148L147 150H146V152L147 153H149L148 155H147V153L145 152V150H144ZM156 148V149H155ZM176 148H177V150H176ZM259 148L260 149H258L257 150V152H255V153H252V151H255V150H253L252 148H250L249 150H245L246 151V153L247 154H250V156H248V155H246V159L248 160L247 162L248 163H251L252 162V159H249L250 157H254V156H256L257 155V153L259 154V151H261V152H263L264 151V148H261V146H259ZM60 151H59V150ZM107 149V150H106ZM71 150H73V151H71ZM102 150H104V151H102ZM122 150V151H121ZM132 150H134V151H132ZM176 151V153H174L175 151ZM178 150H180V152H178ZM62 151V152H61ZM108 151V152H107ZM112 151H114V153L112 152ZM125 151H127V152H125ZM145 152V154H144V152ZM153 151H155L154 153H153ZM66 152V153H65ZM73 152V153H72ZM77 152V153H76ZM105 152L108 154H105ZM112 152V153H111ZM123 152H125V153H123ZM130 152V153H129ZM142 152V153H141ZM229 152V150L228 151H226V153H228ZM59 153V154H58ZM68 153V154H67ZM116 153V154H115ZM120 153L122 154V157L123 158H120ZM127 153H129L128 154V156H127ZM141 153V154H140ZM179 153H181V154H179ZM61 154V155H60ZM65 154V155H64ZM70 154V155H69ZM73 154H74V156H73ZM78 154V155H77ZM115 156H114V155ZM130 154H131V158H130ZM134 154H135V156L138 158H136L135 156H134ZM150 154H153V156H154V154H156L154 157L153 156H151L150 158L152 159V158H155L153 161L155 162V163H151L152 165H151V169H154V170H156L157 169V171L158 172H161L162 174H161V176L160 175H158V174H155V173H153V171H151L150 170V168L148 167V168H145V167H143V165L145 166V165H149L150 166V163L149 164H147L146 163V159H147V156L149 157L150 156ZM174 154V155H173ZM177 154H179L178 156H175V155H177ZM64 155V156H63ZM87 157H86V156ZM116 155H118V158L116 157ZM120 155V156H119ZM173 155V156H172ZM200 155H202V152H201V154ZM62 156V157H61ZM84 156V157H83ZM99 156H101V157H99ZM126 156V157H125ZM133 156H134V158H135V160L133 159ZM141 156H144V157H142V158H140ZM64 157V158H63ZM82 157V158H81ZM106 157V159H108V160H111V161H114V162H116V164L114 163V165L113 164H111L112 162H110V163H108V165H109V167H108V165H106L107 163H104L103 161H104V159H101V158H105ZM113 157H116L115 159L113 158ZM157 157V158H156ZM175 157V158H174ZM69 158V159H68ZM87 158H89V159H87ZM111 158V159H110ZM120 158V159H119ZM129 160H128V159ZM139 158H140V160H142V161H139ZM170 159V160H167V159ZM75 159V160H74ZM83 159H85V160H83ZM86 159H87V161H86ZM100 159H101V161H100ZM124 159V160H123ZM132 159V160H131ZM144 159V160H143ZM171 159H174V160H172V162H171ZM72 160H74V161H72ZM123 161V162H121V161ZM126 160V161H125ZM128 160V161H127ZM131 160V161H130ZM134 160V161H133ZM136 160H137V163H135L136 162ZM177 160V161H176ZM79 161H82L83 163L81 164V162H79ZM178 161H180V162H178ZM68 162V163H69ZM72 162V163H71ZM78 162V163H77ZM99 164H98V163ZM117 162H119V163H117ZM128 162V163H127ZM131 162H132V164H133V166H132V169L133 170H135L136 168H138L139 166H142L141 168L139 167V169H136V171H139V172H141V174H135V176H136V178L133 180V182H129V179H130V176H128L129 174H130V172L128 171V169H126L127 168V166L126 165H128L129 167H130V169H131ZM166 162V163H165ZM104 163V164H103ZM121 163H123V164H121ZM126 165H125V164ZM75 164V165H74ZM78 164V165H77ZM80 164V165H79ZM101 164H102V166H101ZM118 164V165H117ZM135 164V165H134ZM136 164H139V166L138 165H136ZM142 164V165H141ZM243 163H237V165L238 166H240L241 167V165H242ZM259 164V163H258ZM258 164H254L253 166H258ZM97 165L100 167H97ZM120 165V166H119ZM123 165H125L126 167L125 168H122L123 167ZM156 165H157V167H156ZM158 165H160V166H158ZM165 165H168V166H165ZM170 165V166H169ZM174 165H175V168H174ZM135 166H137V167H135ZM153 166H155V167H153ZM165 166V167H164ZM180 166V167H179ZM67 168V165L66 166H64V168ZM115 167H118V168H116L115 169ZM121 169H120V168ZM128 167V168H129ZM134 167H135V169H134ZM170 169L171 167H173V168H171L170 170L168 169V168ZM113 168V169H112ZM143 168V169H142ZM145 168V169H144ZM158 168H160V169H158ZM239 168V167H238ZM125 169V170H124ZM146 169H147V172H146ZM150 171H149V170ZM164 169V170H163ZM168 169V170H167ZM173 169V170H172ZM112 170V171H111ZM162 170H163V172H162ZM166 170V171H165ZM168 172V176L165 174V172ZM172 171V172H171ZM115 172H117V173H115ZM118 172H120V173H118ZM125 172V173H124ZM170 172V173H169ZM127 173V174H126ZM109 176H108V175ZM117 174V175H116ZM171 174V175H170ZM127 175V176H126ZM144 176L145 175V177H146V175H147V180L144 182V178L142 179V181H141V176ZM164 175H166L167 176V178H168V180L166 179V176H164ZM108 176V177H107ZM126 176V177H125ZM150 176H152L153 178H149ZM173 176V177H172ZM111 177V178H110ZM121 177H123L122 179H121ZM164 177H165V179H164ZM176 177V178H175ZM126 178H127V181H126ZM139 180H138V179ZM171 178V179H170ZM172 178H174V179H172ZM125 179V180H124ZM160 179V180H159ZM177 179V181H175ZM179 179V180H178ZM138 180V181H137ZM152 180H154L153 182H152ZM149 181V182H148ZM160 181V182H159ZM164 181H165V183L167 182V183H170V181L173 183L172 185H175V188H174V186H168V185H163V184H165L164 183ZM138 182V183H137ZM139 182H142L141 183V185H139ZM175 182V183H174ZM179 182V183H178ZM133 185V187H132V185ZM134 183H136V184H134ZM152 183V184H151ZM159 183V184H158ZM161 183V184H160ZM163 183V184H162ZM130 184V185H129ZM148 184V185H147ZM151 184V185H150ZM154 184V185H153ZM171 184V183H170ZM73 185L75 186V188L73 187ZM82 185H83V183H82ZM88 186H87V188H85V190L86 189H91L92 191H91V193H90V189H89V191L87 190V191H85V195H86V197H85V201L87 202L88 200L90 201L91 199L90 198H92V197H94L93 196V188L90 186L89 187V185H91V184H87ZM162 185V186H161ZM72 186V187H71ZM76 184H70V186H69V192H71L70 194L71 195H73L74 196V200L76 199V198H78V197H80V194H82V192H80L77 188H76ZM120 186H121V188H120ZM131 186V187H130ZM148 186V187H147ZM153 186V187H152ZM158 186V187H157ZM168 186V187H167ZM156 187H157V189H156ZM161 187V188H160ZM167 187V188H166ZM180 187V188H179ZM75 189L74 191H73V189ZM136 188V189H135ZM146 188V189H145ZM174 188V189H173ZM179 188V189H178ZM54 190L55 191V189H54V187L53 188H51V190ZM71 189V190H70ZM142 189V190H141ZM145 189V190H144ZM53 190H52V192H53ZM126 190V191H125ZM154 190V191H153ZM174 190V191H173ZM74 193H73V192ZM77 191H78V193H77ZM134 191H136V192H134ZM147 191V192H146ZM166 191V192H165ZM172 191V192H171ZM126 192V193H125ZM171 192V193H170ZM87 193V194H86ZM129 193V194H128ZM139 194V195H136V194ZM78 194H79V196H78ZM95 194V193H94ZM135 194V195H134ZM145 194V195H144ZM176 194H178V195H176ZM198 194V193H197ZM174 195V196H173ZM180 195V196H179ZM199 195H201V194H199ZM136 196H138L137 198H136ZM143 196H145L144 198H145V200L143 199ZM201 196H203V195H201ZM205 196H203V198H204ZM138 198H140V199H138ZM147 198V199H146ZM193 198H195L194 196H193ZM191 199V200H194L193 202H194V204L195 205H205V206H209L210 208L212 207V208H214V209H212L213 211L215 210H218V211H216V212H214V216H215V219H221L222 217L223 218H226V219H228L229 221H231V222H239L241 219H242V215L240 214V211H242V210H240L239 211V209H236V208H234V207H231L230 205H227V204H225V203H222V202H219V201H217V200H214V199H211V198H208V197H205L204 199H206V201H201L200 202V198H198V197H196L195 199ZM88 199V200H87ZM94 201H96L95 203H94V201L93 200H91L92 201V203L91 202H83V204H85V205H87V204H89V205H87V206H85L86 207V209L88 210L86 213V215H88V214H94L95 213V215L97 214L98 215V213L100 212V210L98 209V208H96V206H94V204L95 205H97V200H96V197L95 198H92ZM143 200V204H144V202H146L145 204H147L146 206H145V204H144V206H145V209L147 208H149L148 210L146 209L145 211H144V209L142 210V209H138V206L137 205H140V202H139V200ZM160 201V202H159ZM159 202V203H158ZM173 202V203H174ZM212 202V203H211ZM158 203V204H157ZM168 203H170V204H168ZM203 203V204H202ZM213 203H215V204H213ZM217 203V204H216ZM91 204H93V205H91ZM133 204V205H132ZM167 204V205H166ZM219 204V206H226V207H228V212L225 214V212H222L221 210H219L220 208H219V206L217 207V205ZM150 205V206H149ZM153 205V207H151ZM163 205V206H164ZM92 206V207H91ZM93 206H94V208H93ZM131 206L133 207V206H135L134 207V209L136 210H134V212L132 213V211H131ZM143 206V205H142ZM144 206H143V208H144ZM148 206V207H147ZM129 207V208H128ZM89 208V209H88ZM96 208V209H95ZM216 208V209H215ZM91 209L94 211H91ZM95 210H99V212L98 211H95ZM139 210V211H138ZM91 213H90V212ZM144 211V212H143ZM156 211V210H155ZM131 214H132V216H131ZM146 214V215H145ZM152 214H155V212L153 211L152 212ZM218 214V215H217ZM99 215H101V212H100V214ZM135 216V217H134ZM144 216V217H143ZM147 216V217H146ZM248 216H250V215H248ZM257 218H259V217H257ZM261 219V218H260ZM258 220L259 219H257L256 220V222H257V224L259 225V226H261V224L258 222ZM244 223H246L247 221H250V218H248V217H245L244 218ZM142 222H143V224H145V226L142 224ZM147 223V224H146ZM142 225V226H141ZM148 225V226H147ZM113 226V224L111 225V227ZM13 233V234H12ZM28 233V234H27ZM28 235V236H27ZM15 236V237H14ZM32 236H34V237H36V238H30V237ZM148 236L150 237V235L148 234ZM26 237V238H25ZM38 237V238H37ZM29 238V239H28ZM42 236L39 238V236H36L35 234H33L32 232H29V231H24V232H21V233H18V232H16L15 230H11V229H7V228H3V229H0V264H26V263H23V261L24 260H22L21 262H19V260H17V257L16 256H14V255H12L11 253L9 254H5V253H7V252H9L11 249H13L12 247H14V248H21V245H22V247L24 248V247H26V248H30V249H33V250H35L36 248V252L38 253V250H39V257H41V256H44V257H42V258H44L45 259V257H49V254H50V256H52V251H54L53 250V248L51 247V246H48V245H50L49 244V240H46V241H44V239H46V238H42ZM153 238V237H152ZM152 238H150V242H151V244H154V243H156L157 242V239L155 238V242L153 241V239ZM37 239H38V242H37ZM41 239V240H40ZM18 242H17V241ZM28 241V243H26L27 241ZM36 240V241H35ZM172 240V239H171ZM170 240V241H171ZM26 241V242H25ZM46 242V243H41V242ZM175 241V240H174ZM29 242H30V245H31V243H32V245L31 246H33V248L30 246V245H28L29 244ZM172 242H173V240H172ZM23 243H25V244H23ZM35 243V244H34ZM19 245H20V247H19ZM24 245V246H23ZM28 245V246H27ZM36 245V246H35ZM39 245H40V247H39ZM42 245V246H41ZM45 247H44V246ZM15 246H17V247H15ZM38 246V247H37ZM47 246H48V249H49V251L47 250ZM8 247L10 248L9 249V251L7 250L8 249ZM51 249H50V248ZM42 248V249H41ZM46 248V249H45ZM7 250V251H6ZM40 251L42 252H44L46 255H44V253L42 252L41 254H40ZM48 251V252H47ZM12 252V251H11ZM50 252V253H49ZM49 253V254H48ZM7 255H9V257L7 256ZM38 256V255H37ZM14 257H16V258H14ZM80 257H81V262L82 263H84V264H99V263H97V262H95V261H93V260H91V258H90V256H89V254H88V252H86V251H84V252H82L81 253V255H80ZM11 258V259H10ZM252 258V257H251ZM17 261H16V260ZM252 259H254V257L252 258ZM12 260H14V261H12ZM214 262H215V264L218 262L219 263V261L220 260H218V257L216 256L214 259ZM218 260V261H217ZM45 261V260H44ZM80 262V263H81ZM217 263V264H218ZM223 262H220L219 264H222ZM30 264H32V263H30ZM227 264H229V263H227Z\"/></svg>","mask_w":264,"mask_h":264},{"label":"water","instance_id":"water-1","mask_svg":"<svg viewBox=\"0 0 264 264\" xmlns=\"http://www.w3.org/2000/svg\"><path fill=\"white\" fill-rule=\"evenodd\" d=\"M190 139L191 132L189 140ZM194 139L192 140L193 142ZM169 140L170 138H167V136L164 135L163 137L159 136L155 142L156 148L159 153L157 162H159L160 165H163L164 158L166 154L169 153V147L167 146ZM189 140L185 144L186 150L184 155L178 158L183 164L182 167L177 168L172 172L174 175H177L180 180L183 179L181 185L183 187L189 188L195 193L225 203L227 205H230L231 207L242 210L245 213L251 214L264 220V200L246 199L233 194L229 195L225 191L226 189H208L202 185V177H205L206 170H210V172L213 174V179H215V183H217L219 186L224 185L225 188L229 189H232L234 186H237L239 184L245 183L243 182L244 178L250 179L253 183H256L257 181H262L261 179H264V171H261L263 169L261 168L263 167L262 163H259L258 166H253L249 163L252 166L251 168L245 166V163L242 164L240 167L237 165L238 161L235 160L236 158L232 160H227L225 154L222 151H218L212 155V161L207 160L203 164H201V161L205 154L211 153L212 147L207 144H202L200 140H197V142H200L202 145L208 146L209 149L204 154L200 155V149L194 142L195 144L193 143V145L196 150L191 153L188 146ZM177 142L174 141V144H176ZM148 162L152 164L155 163L150 157H147L146 159L147 164ZM143 167L148 168V165H145ZM150 170L153 171V173L155 174H161L156 170ZM244 175H247V177H244ZM209 180H212V177L209 178Z\"/></svg>","mask_w":264,"mask_h":264}]
</instances>
